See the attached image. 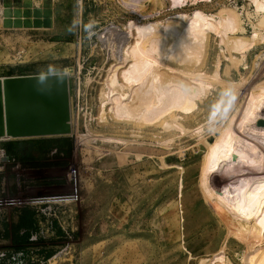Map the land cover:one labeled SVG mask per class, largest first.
<instances>
[{
	"label": "rangeland",
	"instance_id": "rangeland-1",
	"mask_svg": "<svg viewBox=\"0 0 264 264\" xmlns=\"http://www.w3.org/2000/svg\"><path fill=\"white\" fill-rule=\"evenodd\" d=\"M36 1L40 7L43 0ZM59 1L68 20L65 43L22 35L0 42V78L69 76L72 133L49 138H69L73 151L50 155L35 169L0 164V225L14 223L22 208L42 214V240L31 246L30 264L42 258L44 264H264V127L257 126L264 111L255 101L264 99V35L259 43H238L227 30V39L211 35L208 41L199 27L222 17L230 23L236 8L244 36L251 37L258 21L248 15L249 2L186 0L171 8L167 0L161 6L153 0ZM192 26V37L159 46L158 58L165 60L152 67L172 69L168 75L181 79L208 53L199 68L212 74L219 60L226 100L219 103L225 92L218 85L182 120L188 131L172 137L159 128L139 134L132 125L102 120L100 89L113 60L101 36L113 29L120 43L137 51L141 40ZM224 132L225 148L237 138L260 143L254 146L261 152L257 179L213 159L211 149ZM154 133L171 140L157 142ZM37 146L42 150L35 143L21 149ZM51 218L53 231L46 225ZM5 234L0 228V250L11 251L15 244Z\"/></svg>",
	"mask_w": 264,
	"mask_h": 264
},
{
	"label": "bare ground",
	"instance_id": "bare-ground-1",
	"mask_svg": "<svg viewBox=\"0 0 264 264\" xmlns=\"http://www.w3.org/2000/svg\"><path fill=\"white\" fill-rule=\"evenodd\" d=\"M162 1L153 0L159 6H161ZM167 1H170L171 8L175 5H184L186 3V0ZM247 1L249 2V7L253 8V14L248 12V15L254 16L258 21V24L254 25V32L251 37L244 36L245 28L242 26V15L237 12L236 8H233L235 15L230 23L225 21L224 18L226 17H222L219 22L216 20H205L199 24L200 29L206 31L204 32L206 35H203L206 40L209 41L211 35L220 39H227L225 35L227 30H229L235 36L233 38L235 42L252 41L259 43V38L264 35V0ZM0 14L3 16V10H0ZM112 30L101 36L105 39L104 45L102 44L103 49H107L109 59L113 60L100 89L99 98L102 120L107 121L110 118L119 123L132 125L137 132H140L139 134H143L146 128H159L169 133L168 136L172 137L176 133L184 135L188 131L182 120L193 116L199 109L200 104L205 103L208 95L218 85L225 92V96L219 100V103L226 100V84L218 73L219 60L212 74H207L199 68L202 62H205L204 59L208 53L200 55L197 58L195 70L189 72V75L181 79H174V76H170L174 72L172 69L166 68L171 73L166 72V70H156L152 67L156 62L165 60L158 58V48L161 44H170L172 40L181 37H192L196 31L195 26L186 27L181 31L166 33L155 38L141 40L143 46L137 47V51L130 50L126 41L123 44L120 43L119 38ZM239 33H243V35L236 37ZM110 36L113 37V41L107 43ZM168 73L170 74L168 75ZM171 93L178 97L173 99ZM255 93L257 95V92ZM255 101L258 103V107L263 108L264 111V99H262L261 95L255 96ZM249 118L250 114L248 120ZM247 131V129H240L242 135L250 138L251 136L249 137ZM225 134L226 132L217 137L211 149L213 159L221 165L237 171L247 179H257L256 176L261 171V152L254 146H260V143L254 141L257 145H252L243 139L237 138L232 144L233 147L225 148L224 142L227 136ZM154 135L157 137V142L164 139L163 142H166L170 139L162 138L160 140L158 133H154ZM262 147L264 149V146ZM255 184L259 185L260 183ZM262 191H264V187H262Z\"/></svg>",
	"mask_w": 264,
	"mask_h": 264
},
{
	"label": "water",
	"instance_id": "water-1",
	"mask_svg": "<svg viewBox=\"0 0 264 264\" xmlns=\"http://www.w3.org/2000/svg\"><path fill=\"white\" fill-rule=\"evenodd\" d=\"M5 29H51L53 0H3ZM264 127V120L257 122ZM72 133L69 76L0 78V141L64 137ZM9 160V158H7Z\"/></svg>",
	"mask_w": 264,
	"mask_h": 264
},
{
	"label": "trees",
	"instance_id": "trees-1",
	"mask_svg": "<svg viewBox=\"0 0 264 264\" xmlns=\"http://www.w3.org/2000/svg\"><path fill=\"white\" fill-rule=\"evenodd\" d=\"M35 143L37 145H43L42 150L39 146L30 149L29 152L25 153L22 151L21 146L24 144ZM11 161H15L23 169H35L40 168L43 161H49L50 155L55 157H63L65 154L69 155L73 151V144L69 138H40V139H29V140H10L6 141L3 147ZM41 148V147H40ZM44 152L42 156L37 155L38 151ZM25 153V155H23ZM20 219L16 226L10 227L11 231L6 230L8 236H12L13 243L15 244L14 249H22L25 246L31 244L30 239L38 229L39 223L38 211L31 207L23 208L20 210ZM8 229V226H6ZM56 223L54 221L55 229ZM22 230L23 234H21Z\"/></svg>",
	"mask_w": 264,
	"mask_h": 264
},
{
	"label": "crops",
	"instance_id": "crops-1",
	"mask_svg": "<svg viewBox=\"0 0 264 264\" xmlns=\"http://www.w3.org/2000/svg\"><path fill=\"white\" fill-rule=\"evenodd\" d=\"M33 2H34L35 7H39V3L36 0H33ZM61 5H62V2H60L59 0H53L54 16H53V27L51 29H44V28L42 29H5L3 28L2 25H0V42H4L7 38L12 40L14 37L22 35L24 37L28 36V38L39 39L43 42H48V43L49 42L55 43V44L65 43L64 36L66 34H64V31L67 28L68 20L63 15ZM20 210L18 211V216L16 217V221H14V223L10 224L9 226L7 224L0 225L1 229L5 227V233H6L5 237H8V239H10L11 242H13L11 233H10V236H8L9 234H7L6 230L11 231L10 227L16 226L18 224L19 219H20V214H21ZM6 226H8V229ZM23 231L25 230H22L21 234H23Z\"/></svg>",
	"mask_w": 264,
	"mask_h": 264
},
{
	"label": "built area",
	"instance_id": "built-area-1",
	"mask_svg": "<svg viewBox=\"0 0 264 264\" xmlns=\"http://www.w3.org/2000/svg\"><path fill=\"white\" fill-rule=\"evenodd\" d=\"M0 142H3V141H0ZM7 158L9 157L7 155L6 150L4 148H0V164L6 166L10 163H15V161L10 162V159L7 160ZM45 211L46 210H42V213H44V215H47ZM41 215H42L41 212L38 211L39 223L36 226L38 231L32 235L30 239L31 244L25 246L22 249H12L11 251L0 250V264H30V259L32 260V263H34V258L31 257L33 254L32 252L33 248L31 246L37 244L38 242L42 240L43 232H42L41 219H40ZM51 217H54V219H57V216L55 215V213H53ZM54 221L55 220H53V218L46 221L47 222L46 225L48 226L49 230L53 231ZM43 261H44V258H42L41 260H38V263L44 264Z\"/></svg>",
	"mask_w": 264,
	"mask_h": 264
}]
</instances>
